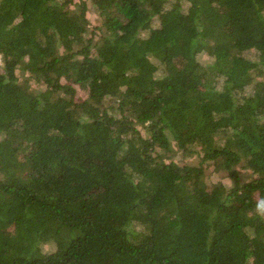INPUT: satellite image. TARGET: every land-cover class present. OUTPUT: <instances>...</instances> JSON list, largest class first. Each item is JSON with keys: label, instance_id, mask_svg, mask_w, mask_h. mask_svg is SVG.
Here are the masks:
<instances>
[{"label": "trees", "instance_id": "16d2710c", "mask_svg": "<svg viewBox=\"0 0 264 264\" xmlns=\"http://www.w3.org/2000/svg\"><path fill=\"white\" fill-rule=\"evenodd\" d=\"M0 57V264H264V0H0Z\"/></svg>", "mask_w": 264, "mask_h": 264}, {"label": "rangeland", "instance_id": "374dc122", "mask_svg": "<svg viewBox=\"0 0 264 264\" xmlns=\"http://www.w3.org/2000/svg\"><path fill=\"white\" fill-rule=\"evenodd\" d=\"M88 15H89V18H90L92 21H94L96 17L98 18L97 14H96V10H95L94 8H92V7L88 10ZM160 22H161V21H160L159 18L155 19V21H154V23H153V26H154V25H155V26L159 25ZM248 54L251 55V56H255V53H254L253 50L248 51ZM0 63H2V59H1V57H0ZM188 81H189V79H188ZM39 88L42 89L41 86H40ZM182 159H183V157H181V160H182ZM185 161H187V162H196V163H198L199 158H198V156H196V155H194V156H193V155H191V156H186V157H184V162H185ZM221 177H222V173L220 174V173L216 172L215 174H213V175L211 176V179H210V180H211V182H212V184H213V183H216L217 181H219ZM224 182L227 183V185H228V183H229V179H228V178H225V179H224ZM262 212H264V211H262Z\"/></svg>", "mask_w": 264, "mask_h": 264}, {"label": "clouds", "instance_id": "9594fccd", "mask_svg": "<svg viewBox=\"0 0 264 264\" xmlns=\"http://www.w3.org/2000/svg\"><path fill=\"white\" fill-rule=\"evenodd\" d=\"M259 208H260L261 211H264V203H261V204L259 205Z\"/></svg>", "mask_w": 264, "mask_h": 264}]
</instances>
